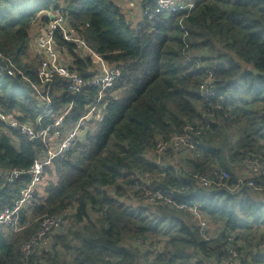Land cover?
Here are the masks:
<instances>
[{
	"label": "trees",
	"instance_id": "trees-1",
	"mask_svg": "<svg viewBox=\"0 0 264 264\" xmlns=\"http://www.w3.org/2000/svg\"><path fill=\"white\" fill-rule=\"evenodd\" d=\"M195 4L187 16L133 24L107 0H0V116L31 125L43 115L40 58L30 42L49 14L61 12L74 36L119 72L111 90L118 97L106 92L98 106L105 105L101 125L46 168L44 193L41 182L21 212L26 229L0 227V264H228L227 247L239 264H264V195L249 187L264 185V0ZM155 8V0H140V10ZM56 40L69 71L90 82L95 65L77 44L58 33ZM48 88L55 116L74 103L63 133L99 99L86 85L72 96L59 78ZM185 138L193 148H176ZM42 148L0 118V211L30 183L23 175L9 184L7 176L30 170ZM181 205L220 234L201 232ZM51 217L64 226L26 256L24 246Z\"/></svg>",
	"mask_w": 264,
	"mask_h": 264
},
{
	"label": "built area",
	"instance_id": "built-area-1",
	"mask_svg": "<svg viewBox=\"0 0 264 264\" xmlns=\"http://www.w3.org/2000/svg\"><path fill=\"white\" fill-rule=\"evenodd\" d=\"M155 5L156 8L154 11H149L147 9L142 11L145 17L150 18L154 14L187 16L196 8L195 0H155ZM49 16H53L54 20H51L44 32L38 36L34 49L35 55L40 58L38 78L41 86L38 87L36 92V100L41 107L44 108L43 115L35 124L31 125L21 124L16 120L0 116L1 120L7 126L21 131L29 142H40L43 146L39 157L34 161L30 170L27 172L14 171L7 176V182L9 184H12L23 175L30 177L28 187L21 191L20 198L15 202L14 206L0 211V227L6 228L9 231L11 230L15 234H19L26 229V225L21 221V212L27 209L28 204L33 200L35 191L39 186L46 168L51 167L56 159L63 158L68 153L72 152L78 143L84 141L87 135L94 133L95 129L101 125L105 116V105L103 109H99L98 106L101 104L103 96L107 94L106 92H108L113 100L116 98V93H111V90L118 80L119 72L117 69L109 68L101 56L96 55L84 42L74 36L73 32L68 27L66 18L61 12L58 11L54 14H49ZM57 33L64 42L77 44L92 64L98 69L97 75L94 77L92 76L90 82L87 84L82 81L78 74L70 72V67L68 68V65L63 63L61 59L62 50L58 48L56 40ZM63 52L67 53V50L64 49ZM0 58H2L1 54ZM8 74L12 75L13 73L12 71H8ZM55 78H59L65 82L68 87V92L72 96L78 94L85 85L86 88L97 89L99 93L97 103L85 109L83 117L68 133H63V126L66 118L73 110L74 103L69 104L66 108L59 111L57 116L53 114L52 100L49 95L48 86ZM45 88H47V90ZM201 96L206 99L213 96L210 91V86L206 87ZM45 115L48 116L52 123L42 127ZM182 145L191 149L193 148L188 138L178 139L175 143L176 148ZM163 150H165V148L161 147L160 152ZM196 180L203 187H209L211 185L207 177H196ZM249 187L255 192L264 195V185L250 183ZM158 198L162 199L161 197ZM178 208L180 210H188L195 220H197V222H195L199 226L201 232L207 231L209 224L202 218L201 213L196 208H188L185 205H181ZM63 226V217L44 219L36 236L31 242L24 246L23 252L25 255L28 256L31 250L41 242L49 244L51 235L59 232ZM140 244L141 243L138 242L135 245L139 246ZM226 252L229 255L228 264H239L237 261L238 254L234 250L227 247Z\"/></svg>",
	"mask_w": 264,
	"mask_h": 264
},
{
	"label": "rangeland",
	"instance_id": "rangeland-1",
	"mask_svg": "<svg viewBox=\"0 0 264 264\" xmlns=\"http://www.w3.org/2000/svg\"><path fill=\"white\" fill-rule=\"evenodd\" d=\"M107 1H111V2L115 3L116 5H118L121 8L122 12L126 16L132 17L131 21L133 24H137L138 22H141L143 20V18L145 17V14L142 12V10H140V0H107ZM38 27H41V26L39 25V23H36L31 29L32 40L30 42V53L33 57L35 54L34 48L36 46V40H37L38 36L41 34V33H38V31H39ZM35 30L37 31L36 37H35V33H36ZM118 95L119 94L116 93V98L118 97ZM41 182H42V179L39 183L38 188L40 187ZM46 183H47V181H46V177H45L43 182H42V185L39 189V191H41V194L44 193V188L46 186ZM209 233L213 236L220 234L219 230L214 229L211 226L209 227V230H208V234ZM157 248H160V247H157ZM157 248H155L154 251H156ZM208 263L209 264H217V263H214V261H208Z\"/></svg>",
	"mask_w": 264,
	"mask_h": 264
},
{
	"label": "crops",
	"instance_id": "crops-1",
	"mask_svg": "<svg viewBox=\"0 0 264 264\" xmlns=\"http://www.w3.org/2000/svg\"><path fill=\"white\" fill-rule=\"evenodd\" d=\"M38 29H39L38 33H43L44 30L46 29V27H42V28L38 27ZM35 31H36V30H35ZM36 34H37V31H36V33H35V37H36ZM34 49H35V48H34ZM243 174H244V176H245V173H244V172H243Z\"/></svg>",
	"mask_w": 264,
	"mask_h": 264
},
{
	"label": "water",
	"instance_id": "water-1",
	"mask_svg": "<svg viewBox=\"0 0 264 264\" xmlns=\"http://www.w3.org/2000/svg\"><path fill=\"white\" fill-rule=\"evenodd\" d=\"M50 20H54V17L53 16H49Z\"/></svg>",
	"mask_w": 264,
	"mask_h": 264
},
{
	"label": "bare ground",
	"instance_id": "bare-ground-1",
	"mask_svg": "<svg viewBox=\"0 0 264 264\" xmlns=\"http://www.w3.org/2000/svg\"><path fill=\"white\" fill-rule=\"evenodd\" d=\"M45 118H48V116H47V115H45ZM104 118H105V116H104Z\"/></svg>",
	"mask_w": 264,
	"mask_h": 264
},
{
	"label": "clouds",
	"instance_id": "clouds-1",
	"mask_svg": "<svg viewBox=\"0 0 264 264\" xmlns=\"http://www.w3.org/2000/svg\"><path fill=\"white\" fill-rule=\"evenodd\" d=\"M114 100H116V98Z\"/></svg>",
	"mask_w": 264,
	"mask_h": 264
}]
</instances>
